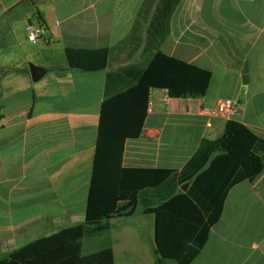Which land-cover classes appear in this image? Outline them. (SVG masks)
I'll return each instance as SVG.
<instances>
[{
  "label": "crops",
  "instance_id": "0c3cea01",
  "mask_svg": "<svg viewBox=\"0 0 264 264\" xmlns=\"http://www.w3.org/2000/svg\"><path fill=\"white\" fill-rule=\"evenodd\" d=\"M38 16L49 38L38 40L45 49L27 39L41 26ZM65 48L108 49V65L98 73L69 71ZM156 52L210 72L211 81L201 99L150 90L142 134L124 144L123 168L177 178L206 156L204 141L221 137L227 121L264 140L263 0H0V260L83 222L86 202L75 205L82 187L87 199L106 75L142 69ZM32 60L47 81L29 89L19 80L30 78L24 64ZM121 76L110 92L127 83ZM222 99L241 103L242 113L210 118ZM67 188L65 206L23 212L26 198ZM136 211L89 238L110 242L114 264L155 262V218ZM36 226L47 232L34 234ZM190 264H264V174L228 189L220 218Z\"/></svg>",
  "mask_w": 264,
  "mask_h": 264
},
{
  "label": "trees",
  "instance_id": "16d2710c",
  "mask_svg": "<svg viewBox=\"0 0 264 264\" xmlns=\"http://www.w3.org/2000/svg\"><path fill=\"white\" fill-rule=\"evenodd\" d=\"M64 57L69 71L98 73L108 65L109 50L65 48ZM121 75L127 83L110 92ZM210 81V72L160 52L142 69L108 73L83 222L15 249L0 264H114L110 242L82 255V240L103 235L113 218H130L139 204L155 218L154 264H190L220 218L228 189L264 174V140L227 121L221 137L204 141L206 156L186 164L177 178L155 169H125L122 154L125 142L142 134L150 90H164L173 99H201Z\"/></svg>",
  "mask_w": 264,
  "mask_h": 264
},
{
  "label": "rangeland",
  "instance_id": "374dc122",
  "mask_svg": "<svg viewBox=\"0 0 264 264\" xmlns=\"http://www.w3.org/2000/svg\"><path fill=\"white\" fill-rule=\"evenodd\" d=\"M39 41L35 42L38 43ZM31 43V42H30ZM32 43V44H35ZM34 46V45H32ZM41 47L42 49H45L44 45L42 43L39 42L37 47ZM38 53L40 55H42V51L41 53L38 51ZM17 57H20L22 55V53L18 50L16 52ZM37 61H29L26 62L24 64V66H27L28 64H33L35 65ZM47 78H43L38 82H32L31 79L29 77H25V78H21V80H19V86L21 87H26V88H34V87H39L41 85H43L44 83H46ZM28 94V92H27ZM65 190L70 191V188L67 189H62L60 191H58L57 193L54 194H41V195H36V196H31L29 198H26V200L23 203V206H25L23 212L26 215H33V214H41V213H48L51 212L53 210L59 209L62 206H65L64 204L67 202L68 200V195L66 193H64ZM57 198V201H53L51 199ZM82 199H83V204H85V199H86V194H85V188L82 187L80 189H78V195H77V203L75 206L81 208L82 206ZM142 206L141 204L138 205L137 207V211L136 213H138L141 210ZM40 230V234L43 232H47L46 229H41V227L36 226L33 229V233L36 235H40L37 234V232ZM38 237V236H37ZM36 238V237H33ZM32 240V239H31ZM99 242H94V240L89 239V238H84L82 240V249L81 252L83 255L85 254H89L90 252H95L96 250H98L99 248ZM168 264H173V263H168Z\"/></svg>",
  "mask_w": 264,
  "mask_h": 264
},
{
  "label": "built area",
  "instance_id": "2783aa9c",
  "mask_svg": "<svg viewBox=\"0 0 264 264\" xmlns=\"http://www.w3.org/2000/svg\"><path fill=\"white\" fill-rule=\"evenodd\" d=\"M27 39L32 43H35L40 39H44V41H46L45 39H48L49 41V38L45 36V29L42 25L38 29H30ZM242 110L243 107L241 103L230 99H222L217 102L215 109L210 113V118L220 117L223 119H230L241 114ZM206 128L205 135L208 138H211L210 125L208 124Z\"/></svg>",
  "mask_w": 264,
  "mask_h": 264
},
{
  "label": "water",
  "instance_id": "95a60500",
  "mask_svg": "<svg viewBox=\"0 0 264 264\" xmlns=\"http://www.w3.org/2000/svg\"><path fill=\"white\" fill-rule=\"evenodd\" d=\"M29 74L32 82H38L45 74V69L40 66L29 64L28 66ZM188 187V184L181 186V191L185 192Z\"/></svg>",
  "mask_w": 264,
  "mask_h": 264
}]
</instances>
